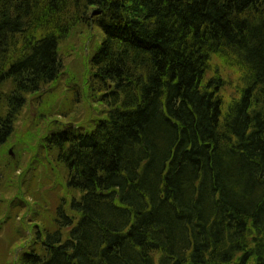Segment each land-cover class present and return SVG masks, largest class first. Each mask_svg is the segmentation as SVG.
<instances>
[{
	"label": "trees",
	"instance_id": "16d2710c",
	"mask_svg": "<svg viewBox=\"0 0 264 264\" xmlns=\"http://www.w3.org/2000/svg\"><path fill=\"white\" fill-rule=\"evenodd\" d=\"M90 28L69 98L98 115L44 135L66 175L12 200L0 264H264V0H0V152ZM213 57L243 75L228 103Z\"/></svg>",
	"mask_w": 264,
	"mask_h": 264
},
{
	"label": "rangeland",
	"instance_id": "374dc122",
	"mask_svg": "<svg viewBox=\"0 0 264 264\" xmlns=\"http://www.w3.org/2000/svg\"><path fill=\"white\" fill-rule=\"evenodd\" d=\"M92 30L93 29L90 28L88 33H84V29L76 30L70 37L66 47L61 51L63 52L62 55L65 62L64 72L66 73L63 77H60L57 83L49 86L40 98L38 96H31L28 98L29 101L23 109L17 123L16 133L0 152V188L6 184L4 188L7 187L9 190L15 192L13 197L4 195L5 197L0 199L4 201H0V208H2L4 212L3 218L0 219V224L4 225L6 221L3 219L7 214H11L14 217L12 220L13 224L19 225L20 218L11 212L14 208H21L12 207V200L20 196L18 193L23 190L28 192V194L31 193V187L33 185L38 190L41 188L39 194L44 195V187L42 188V186L47 183H52V181L58 182L59 185L57 189L62 186V178L60 177L61 175H66V172L64 169L60 170L61 172L55 169V165L52 164L49 159L54 158L53 155H45L43 149L44 135L49 133V131L56 130L58 124L63 126L61 128L85 127V122H91L93 118L98 115L96 114L93 116L87 113L89 110L95 111V105H87L85 102H82L81 107V103L79 105L76 104V107L78 106L81 110L80 113L79 111L77 112L78 107L73 109L74 99L69 98L74 90L77 91L78 88H82V80L85 77L87 62L91 55L89 49L91 48V39H95V41L99 39L96 33H92ZM215 75L221 76L223 80L221 94L225 102L228 103L239 95L242 89L243 76H241L239 68L224 65L222 61L213 57L205 80L208 81L214 78ZM61 110L63 112H61ZM62 113H64L66 117ZM79 118H82V121L75 120ZM37 161L39 164H37ZM20 166L22 167L20 168ZM52 167H54V169H52ZM25 172L26 174H24L20 180L21 175ZM64 192H66V189L61 190L62 194ZM33 193L38 195L36 189ZM51 196L57 195L53 193ZM25 197L27 196L25 195ZM39 198H41V196H39ZM23 201L26 205H24L25 208L31 210V206L34 205L31 203V198L27 200L23 199ZM9 208L11 210H8ZM31 214H27L29 220L32 219H30ZM47 215L48 214H46V216ZM29 220L27 219L26 222ZM7 226L8 225H6L5 228ZM27 227H29V225L26 226L25 223L24 230ZM23 232H25V234L27 233L26 231ZM23 238L28 242L32 240L31 237L24 236ZM5 249H7V247H5ZM1 252L2 251H0V254Z\"/></svg>",
	"mask_w": 264,
	"mask_h": 264
}]
</instances>
